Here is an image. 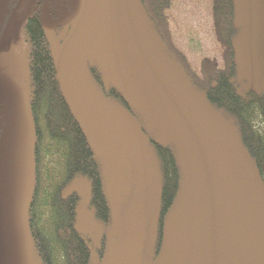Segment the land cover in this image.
Masks as SVG:
<instances>
[{
    "label": "rangeland",
    "instance_id": "1",
    "mask_svg": "<svg viewBox=\"0 0 264 264\" xmlns=\"http://www.w3.org/2000/svg\"><path fill=\"white\" fill-rule=\"evenodd\" d=\"M71 7L70 36L58 47L56 64L101 164L112 212L109 224L95 216L86 176L67 187L81 197L77 228L90 240L91 264H232L235 246L258 254L264 264V185L236 120L210 104L137 0H71ZM174 13L176 42L196 72L212 55L221 64L208 0H176ZM237 13L238 86L243 93L264 92V0H237ZM93 69L130 108L104 93ZM12 114L0 145V264H42L28 222L33 115L31 109ZM156 142L175 150L183 174L159 250L162 173Z\"/></svg>",
    "mask_w": 264,
    "mask_h": 264
},
{
    "label": "trees",
    "instance_id": "2",
    "mask_svg": "<svg viewBox=\"0 0 264 264\" xmlns=\"http://www.w3.org/2000/svg\"><path fill=\"white\" fill-rule=\"evenodd\" d=\"M137 1L160 41L170 55L184 66L194 84L204 90L210 104L236 120L241 142L254 160L264 185V92L250 89L243 93L238 86L235 49L240 38L241 21L237 0H208L211 29L222 47L223 62L217 63L216 56L212 55V59H204L202 70L197 72L174 36L176 0ZM37 34L39 40L32 65L30 107L35 131L34 184L28 209L30 233L42 264H91L90 240L77 228L81 197L79 193L67 192L66 189L78 175L86 176L90 182L94 214L100 221L109 224L112 212L102 168L63 91L57 60L50 57L47 46L41 41L40 28L36 29ZM93 76L104 93L130 108L119 90L104 86L97 69H93ZM155 146L162 173L159 250L165 240L166 218L182 188L183 174L175 150L158 142ZM104 250L103 244L99 249L101 257ZM232 252V264H260L256 253L238 252L236 246Z\"/></svg>",
    "mask_w": 264,
    "mask_h": 264
},
{
    "label": "flooded vegetation",
    "instance_id": "3",
    "mask_svg": "<svg viewBox=\"0 0 264 264\" xmlns=\"http://www.w3.org/2000/svg\"><path fill=\"white\" fill-rule=\"evenodd\" d=\"M20 0H0V42L2 41L13 11ZM71 0H35L29 15L18 31L13 44L7 46V52L0 55V89L12 87L16 81L28 94L31 102L33 87L32 65L36 58L37 41L36 29L40 28V39L49 50L50 57L56 58L58 47L70 36ZM37 36V39H36ZM2 100V99H1ZM0 100V145L12 113L17 108Z\"/></svg>",
    "mask_w": 264,
    "mask_h": 264
},
{
    "label": "water",
    "instance_id": "4",
    "mask_svg": "<svg viewBox=\"0 0 264 264\" xmlns=\"http://www.w3.org/2000/svg\"><path fill=\"white\" fill-rule=\"evenodd\" d=\"M34 2L35 0H20L11 15L7 31L0 42V55L7 52V46H11L15 41L18 31L29 15ZM0 100L17 109H30L31 107L29 94L14 80H12V87L9 84L7 88L0 89Z\"/></svg>",
    "mask_w": 264,
    "mask_h": 264
}]
</instances>
